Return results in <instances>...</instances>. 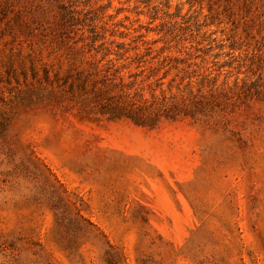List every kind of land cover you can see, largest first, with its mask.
<instances>
[{
    "label": "rangeland",
    "instance_id": "374dc122",
    "mask_svg": "<svg viewBox=\"0 0 264 264\" xmlns=\"http://www.w3.org/2000/svg\"><path fill=\"white\" fill-rule=\"evenodd\" d=\"M0 264H264V0H0Z\"/></svg>",
    "mask_w": 264,
    "mask_h": 264
},
{
    "label": "trees",
    "instance_id": "16d2710c",
    "mask_svg": "<svg viewBox=\"0 0 264 264\" xmlns=\"http://www.w3.org/2000/svg\"><path fill=\"white\" fill-rule=\"evenodd\" d=\"M123 113V109L120 112H114L112 114V118H119V117H125L128 119H131L136 125H143L144 122L143 120H140L141 118H139V116H136L135 114H131V113H126V114H121Z\"/></svg>",
    "mask_w": 264,
    "mask_h": 264
}]
</instances>
